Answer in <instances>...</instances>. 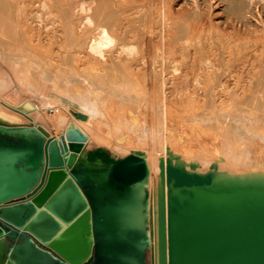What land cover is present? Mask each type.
<instances>
[{
    "label": "bare ground",
    "instance_id": "bare-ground-1",
    "mask_svg": "<svg viewBox=\"0 0 264 264\" xmlns=\"http://www.w3.org/2000/svg\"><path fill=\"white\" fill-rule=\"evenodd\" d=\"M0 56L43 104L0 96V124L146 159L154 264L161 160L264 180V0H0Z\"/></svg>",
    "mask_w": 264,
    "mask_h": 264
},
{
    "label": "water",
    "instance_id": "water-1",
    "mask_svg": "<svg viewBox=\"0 0 264 264\" xmlns=\"http://www.w3.org/2000/svg\"><path fill=\"white\" fill-rule=\"evenodd\" d=\"M160 168L158 264H264V180ZM149 176L142 156L72 161L36 123L0 124V264H154Z\"/></svg>",
    "mask_w": 264,
    "mask_h": 264
},
{
    "label": "rangeland",
    "instance_id": "rangeland-1",
    "mask_svg": "<svg viewBox=\"0 0 264 264\" xmlns=\"http://www.w3.org/2000/svg\"><path fill=\"white\" fill-rule=\"evenodd\" d=\"M0 69L5 70L9 76L12 77L11 79V84L0 88V96H2L3 98L7 99V100H13L14 103L19 104L23 101L29 100L30 102H32L33 104H35L36 106H43L42 104V99L39 95H36V93L33 90H29L27 89L23 84H21L16 77L14 76V73L12 71L11 65L5 61L4 57L0 56ZM48 98L55 103V98L52 97V93L48 94ZM66 116L68 117V119H72V114L69 112L68 109H63ZM41 117L43 116V112H41ZM69 115V116H68ZM40 116H38L39 120H41ZM43 118V117H42ZM45 125L51 130L53 131V126L50 125V123L45 122ZM60 134H64V130H62L60 132ZM90 146L87 147L86 152L89 151H93L97 148V146L95 145V143L89 144ZM103 149L107 150L109 153H111L113 155L114 151L109 148L108 146H106L105 144L102 145ZM117 158H124L126 155L124 153H116L115 155ZM149 260V259H148Z\"/></svg>",
    "mask_w": 264,
    "mask_h": 264
},
{
    "label": "crops",
    "instance_id": "crops-1",
    "mask_svg": "<svg viewBox=\"0 0 264 264\" xmlns=\"http://www.w3.org/2000/svg\"><path fill=\"white\" fill-rule=\"evenodd\" d=\"M29 258H30V255H29Z\"/></svg>",
    "mask_w": 264,
    "mask_h": 264
}]
</instances>
